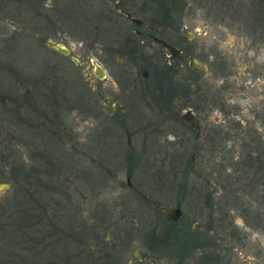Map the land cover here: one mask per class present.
Wrapping results in <instances>:
<instances>
[{
  "label": "flooded vegetation",
  "instance_id": "obj_1",
  "mask_svg": "<svg viewBox=\"0 0 264 264\" xmlns=\"http://www.w3.org/2000/svg\"><path fill=\"white\" fill-rule=\"evenodd\" d=\"M105 1L100 29L93 32L100 35L97 55L82 50L75 57L67 47L68 55L55 53L75 68L81 67L83 121L98 136L93 148L85 144L80 149L57 141L58 133L53 131L55 193L74 199V223L68 216L71 228L88 232L93 225L105 232H133L139 229L138 222L152 227L134 247L132 237L115 242L104 234L96 239L101 248L86 247L97 251L87 255L94 264H188L189 252L202 251L203 238L216 235L213 228L217 225L216 217L207 216L206 227H212L206 229L208 236L190 235L196 232V223L188 227L193 217L186 215L183 199L191 171L197 184L201 182L192 192L209 198L212 205L222 194L211 181L219 165V171L230 176L233 163L245 164L248 157L257 155L264 162V93L256 106L247 105V116L242 115V106L234 102L239 89L232 77V59L215 43H196L195 34L182 22L192 10L190 0ZM263 72L258 69L253 74L263 76ZM243 86L240 92L247 95L257 87ZM56 147H67V154L76 152L82 159L59 160ZM187 148L189 157H185ZM224 149L242 151L235 162L231 157L225 164L217 157L202 158L207 150L212 154ZM90 150H96L94 158L89 157ZM71 164L78 173L72 177L66 174L72 171ZM91 207V220L84 221V216L77 221L75 212L82 208L88 215ZM161 207L179 208V215L167 218ZM189 209L196 212L198 207ZM53 213L57 217V207ZM199 257L194 264H222L218 253H200Z\"/></svg>",
  "mask_w": 264,
  "mask_h": 264
},
{
  "label": "rangeland",
  "instance_id": "obj_2",
  "mask_svg": "<svg viewBox=\"0 0 264 264\" xmlns=\"http://www.w3.org/2000/svg\"><path fill=\"white\" fill-rule=\"evenodd\" d=\"M226 5L225 2L222 3L220 0H190L189 7L192 10L182 22L186 30L195 34L196 43L199 45L215 43L218 50H222L227 54L228 59H232V77L236 81L235 89H239L238 92L241 91L242 84L244 86L248 83L256 84L257 87L253 92H250L251 95L244 92L238 93L237 91L234 93V102L242 106V115L247 116V105H250V107L252 104L256 106L255 101L262 99L264 93V75L253 74L258 69L264 71V28H252L250 26L239 28L238 23H242V19L246 18V15L241 14L242 16L239 17L233 10L224 8ZM106 6L105 0H40L38 3H34L33 0H0V92H2L0 94H7L4 102L2 101L4 108L0 107V141L3 137V142L8 149H13L15 145L19 148H16V150L21 153L20 160L24 161L23 169L25 168L26 174L30 165L36 162L31 160L32 156L40 159H37L38 162H42L44 166L48 167V173L53 172V144L56 142L53 131L58 133L57 141L70 142L69 144L72 146L75 144L80 149H83L85 144H87L85 146L93 148L95 145L91 144L97 142V133L93 132L92 129H87V125L84 124L81 108H64L66 103L58 104L63 96L62 93L65 91L77 92V94L80 92L78 86L73 88L69 86L68 89L66 87L67 82L69 83L73 77L71 73L75 72L74 76L77 73L80 76L81 67L76 68L78 71L76 73V70L62 56L55 54L56 52L46 46L44 40L49 39L62 44L69 48L75 57L80 56L82 50L84 52L88 50L91 56L97 55L98 36L100 35L93 32L100 29V17L104 12L103 8ZM247 22H251L250 18L245 21V23ZM253 38L257 39L254 41ZM57 80L60 86L55 94L53 92V81L57 83ZM219 81L218 78V84H220ZM28 91L33 93L31 109L28 104L26 106L27 101H22V94ZM15 94L21 96V101L10 103L9 99ZM91 122L92 120L89 121V124ZM63 127L67 128L69 136ZM48 137H50L49 140ZM122 140H124V137ZM66 148H55L57 159L63 157L67 161H69L68 159L75 161V157H79V155L76 152H68L67 154ZM63 149H65L64 152ZM228 150L224 149L221 153L212 152V154L207 150L202 158L212 156L216 159L217 157L218 161L221 159V163L225 164L232 158V162H235L234 158L242 151ZM33 151H35V155H33ZM95 152L96 150H90L89 157L94 158ZM189 154L190 149L187 148L185 157H189ZM71 165L69 169L72 171H67L66 174L72 177L78 173L75 171L74 164ZM233 165L234 163L231 164L232 169H234ZM219 166L217 177L213 173V178H211L213 183L216 182L214 185L217 189L222 187L221 182L219 186L218 176H227L226 172L219 171ZM7 168L10 167L8 166L5 169ZM228 169L230 170L229 167ZM16 171L11 175L13 174L16 182L20 183L19 181L20 179L22 181L23 177L18 169ZM43 171L45 170L43 169ZM231 171L230 174L234 175L233 170ZM2 176L1 181L5 184V187L0 192V200L5 197L9 198L16 188L14 183L8 182L7 174ZM194 178L193 170L188 180L187 196L183 199L186 215L193 217V220L187 221L188 227L190 228L193 222L196 223V232H191L190 235L193 234L195 237L198 235L201 239L202 236H208L206 232V229H208L206 227L207 216L218 218L219 212L223 213L225 211L229 215L228 221L232 225L231 228L238 233L239 239H232L227 230L222 232L219 228L216 231L214 229L213 232L216 235L203 238L207 246L200 247L202 251L195 249L189 252L191 256L188 258V264H194L199 260L200 253H218L222 264H264V230H258L250 226V222L246 224L240 216L241 210L235 206L225 207L226 205L223 204V199L220 201L219 195L213 199L211 205L208 202L209 198L201 197L199 192L194 191L195 193H193L192 188H199L198 185H201V182L197 184V179ZM49 179L53 180V204H57V210L58 208L62 209V213L64 212L72 218L71 212H73L74 199L67 198L63 192L61 194L55 193L57 191L56 174L53 173L52 178ZM23 181L26 182L25 179ZM42 183L44 184L43 181ZM88 183L90 182L88 181ZM20 184H23V182ZM80 185H82L81 181ZM236 186L233 185L232 188ZM49 187L51 186L47 185L45 188ZM82 187L85 189V186L82 185ZM82 187L79 186V188ZM244 190L247 191L248 189L244 188ZM50 195L43 194V196ZM45 200L47 199L45 198ZM206 205L209 208H206ZM80 206L82 207V205ZM48 207H52L51 203ZM193 207H198V210L194 212L189 209ZM79 210L74 215L77 221H81L84 216V221L91 220L92 207L87 212L88 215L83 213L82 208ZM209 211L212 213L208 214ZM58 212L57 221L59 226L65 225L68 228L65 224V217H63L66 214L59 212L58 215ZM96 217L98 218V216ZM72 222L74 223V219ZM73 223L71 224L73 225ZM135 223H137V220ZM137 226L139 229L133 232H130L129 229L105 232L96 228V226L90 225L88 232L81 231V233H78V230H80L78 226V228L72 227V233H75L78 241L84 244V247L80 244H78V247L73 245V251L75 252L73 254H76L77 257L71 254L72 256L67 264H94L87 258V255H89L87 249L85 250L86 254L79 255L78 251L81 250L80 248L87 247V245H96L101 248L99 242V244H96V239H102L104 234L107 237L110 236L115 242L132 237L131 242L134 247L136 243L142 242L152 231V227L145 223L143 225L138 222ZM155 232L157 236L161 233L159 229H155ZM91 251L95 252L94 254L97 253L95 250ZM42 257L45 258L44 255H38L37 259L40 260ZM47 257L52 258L50 254ZM58 260H61L60 256H58ZM7 264H11V262H7Z\"/></svg>",
  "mask_w": 264,
  "mask_h": 264
},
{
  "label": "trees",
  "instance_id": "obj_3",
  "mask_svg": "<svg viewBox=\"0 0 264 264\" xmlns=\"http://www.w3.org/2000/svg\"><path fill=\"white\" fill-rule=\"evenodd\" d=\"M220 1L227 4L224 8L233 10L239 17L246 15L247 19L250 18V23H245V21H247L246 18L242 19V23L236 22L239 28L247 26L252 28H264V0ZM256 39L257 38H253L254 41ZM71 67L76 70L74 66L71 65ZM77 72L76 70V73ZM54 73L55 71L53 69V74ZM71 74L73 77L69 83L67 82L66 89H68L69 86L72 88L80 86L81 89L78 87L80 89V92H78L79 95L77 92L65 91L62 93L63 96L58 104L63 102L66 103L67 108H69V106L81 108V91H83L84 88L82 87L79 74L77 73V76H74L75 72ZM58 82V80L57 83L53 81V92L55 94L60 86ZM0 93L2 94V92ZM1 94L0 107L4 108L3 102L7 94ZM32 94L33 93L29 91L22 94V101H27L26 106L28 104L30 109L33 105ZM17 101H21V96L19 94L12 95L11 99H9L10 103H16ZM52 135L49 136L51 137ZM50 137H48V140ZM44 139L47 140L46 138ZM3 141L4 138L2 137L0 141V178L3 174H7L8 182L14 183L16 188L9 198L5 197L0 200V263L67 264V261L70 260L72 255L77 257L76 254H73L75 253L73 251V245L78 247V244H80V246L82 245L84 247V244L78 241L75 233H72L71 225H69V217L66 213H62V209L60 210L58 208L57 212L59 211L62 214H66V216L63 217H65V224H67L68 228H66L65 225L62 227L59 226V222L57 221L58 216H54L53 207H57V204H53V180L49 179L52 178L53 172L48 173V167L44 166V163L38 162L40 159L32 156L31 160H35L36 162L30 165L26 174L25 168L23 169L24 161L22 162L20 160L21 153L16 150V148H19L15 145L13 149H8ZM34 152L35 151L32 152L33 155H35ZM260 158V155H257V157H248V161L246 162L247 165L246 163H240L239 165L234 163V175L219 176V186L220 182L222 183V187H220L221 193L224 190L222 194H219V197L221 198L220 201L223 199V204L226 205L225 207L235 206L240 209V216L244 219L246 224L250 222V226L258 230H264V162L262 163ZM8 166L10 168L5 169ZM16 169L20 171L21 176L26 180V182H24L23 179L21 181L19 178V182H23V184L17 183L15 176L13 174L11 175V173L17 172ZM43 169L45 171H43ZM47 185L51 187L45 188ZM231 185L237 186L232 188ZM43 188L45 189L42 190ZM244 188L248 190L245 191ZM43 194L51 195L43 196ZM45 198L47 200H45ZM50 203L52 207H48ZM218 215V218L216 217L217 225L215 231L217 228L222 230V232H226L225 230H227L232 239L238 240V233L235 229L231 228L232 225L228 221L229 215L225 211L223 213L219 212ZM208 228L212 229L210 226H208ZM78 233H81V230H78ZM204 246H207L206 243H203L202 247ZM80 249L81 250L78 251L79 255L83 253L86 254L85 250H88L86 247ZM94 253L95 252L88 250L89 255ZM48 254H50L52 258L47 257ZM38 255H44L45 258L42 257L39 260L37 259ZM58 256L61 257V260H58ZM53 258L55 259L53 260Z\"/></svg>",
  "mask_w": 264,
  "mask_h": 264
},
{
  "label": "water",
  "instance_id": "obj_4",
  "mask_svg": "<svg viewBox=\"0 0 264 264\" xmlns=\"http://www.w3.org/2000/svg\"><path fill=\"white\" fill-rule=\"evenodd\" d=\"M45 44L48 48L52 49L55 52L61 53L63 55L69 54V50L65 46H63L62 44L57 43L53 40L46 39ZM72 60H73V62H76L75 58H72ZM93 64H94L95 68L98 69V66H96L95 63H93ZM97 76H100V75H97ZM4 187H5V184L0 183V191L2 189H4ZM160 209L162 210L163 214L167 218L175 219L179 215V208L161 207Z\"/></svg>",
  "mask_w": 264,
  "mask_h": 264
}]
</instances>
